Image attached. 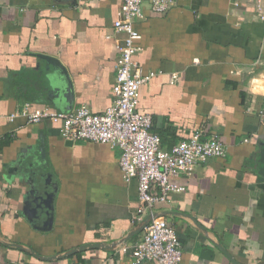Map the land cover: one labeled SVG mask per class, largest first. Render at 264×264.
<instances>
[{"label":"crops","instance_id":"0c3cea01","mask_svg":"<svg viewBox=\"0 0 264 264\" xmlns=\"http://www.w3.org/2000/svg\"><path fill=\"white\" fill-rule=\"evenodd\" d=\"M121 3L0 0V264H130L143 230L120 150L64 140L48 121L8 120L25 103L96 114L111 105ZM134 28L132 59L154 73L138 110L161 150L196 133L227 150L179 175L184 191L148 214L173 227L181 264H264V21L255 0H178L164 14L143 0Z\"/></svg>","mask_w":264,"mask_h":264},{"label":"built area","instance_id":"2783aa9c","mask_svg":"<svg viewBox=\"0 0 264 264\" xmlns=\"http://www.w3.org/2000/svg\"><path fill=\"white\" fill-rule=\"evenodd\" d=\"M143 0H122L118 18L114 21L117 33L124 38L116 49L113 99L103 113H92L86 106L70 111H55L47 107L23 104L8 116L22 117L27 123L48 121L59 125L60 135L67 141H90L120 150L118 165L124 181H137V210L133 221L141 223L154 204L164 202L171 193L184 188L175 182L181 174H189L196 164L226 155V147L216 136L203 138L194 134L171 147L160 148V137L150 131L151 117L138 110L139 89L154 73L142 74L133 61L135 43L140 34L134 20L141 16ZM153 13L164 14L178 0H149ZM255 16L264 21V0H255ZM264 116V110L261 112ZM121 251L126 252L122 247ZM182 250L171 225L154 217L143 228L140 240L130 252V264H181Z\"/></svg>","mask_w":264,"mask_h":264},{"label":"water","instance_id":"95a60500","mask_svg":"<svg viewBox=\"0 0 264 264\" xmlns=\"http://www.w3.org/2000/svg\"><path fill=\"white\" fill-rule=\"evenodd\" d=\"M65 97L68 99V95L66 94ZM262 156H264V150L262 151ZM154 214H148L144 219L143 221L140 223V227H139V231L143 230V228L152 220V218H154ZM94 246V245H93ZM91 246V244H88V245H85V246H82L80 249H84L86 247H93ZM234 262V261H233ZM236 264V263H235Z\"/></svg>","mask_w":264,"mask_h":264}]
</instances>
